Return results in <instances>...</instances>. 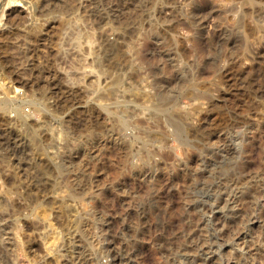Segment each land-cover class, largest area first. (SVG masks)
Here are the masks:
<instances>
[{
  "label": "rangeland",
  "instance_id": "rangeland-1",
  "mask_svg": "<svg viewBox=\"0 0 264 264\" xmlns=\"http://www.w3.org/2000/svg\"><path fill=\"white\" fill-rule=\"evenodd\" d=\"M87 1L0 4V264H264V0H93L62 82Z\"/></svg>",
  "mask_w": 264,
  "mask_h": 264
},
{
  "label": "bare ground",
  "instance_id": "bare-ground-1",
  "mask_svg": "<svg viewBox=\"0 0 264 264\" xmlns=\"http://www.w3.org/2000/svg\"><path fill=\"white\" fill-rule=\"evenodd\" d=\"M85 1H87V0H85ZM95 1V0H94ZM94 1L93 0H88L87 2H85V3H83V2H81V3H83V4H81L80 5V8L82 7V10L80 11V9H79V11H77V10H75L72 14V18H73V20H75V22L78 24H76L75 22L73 23H71V27L69 28V29H67L66 30V28H64V30H66V36H65V39H64V42H63V47H65V46H67L68 44L70 45L71 44V48L72 49H74L73 51H74V54H75V56H73L74 58V60H72V58L70 59V62H68V61H66V58H65V60H60V61H62V62H60V63H62L63 65L66 63V66H69L68 68V70L66 69L67 67L65 66V69H64V67H63V69H64V73L63 74H61V76L60 75H58L59 76V78H60V80H62V82L63 81H67V80H72V82H74V81H76V82H79V84H80V82H90L91 84L95 81L94 79H95V77H97V72H96V67H95V57H96V55H99V54H96V51H95V49H94V47H96L97 46V42H100V44L103 46V47H107V46H109V44L111 43V42H109L108 41V38H105V37H102V35H100V34H97V33H91L92 31L90 30H86V31H84V29H83V25H84V23H89V21H90V23H97V21H99L98 20V15L99 16H102V14L104 13H102V11H100V9L94 4ZM2 2L4 3H7L8 5H12V6H15V5H17V4H15V3H20L21 2V0H0V4H2ZM36 3V2H35ZM3 5V4H2ZM46 6V5H45ZM1 9H3V8H1ZM73 9V8H72ZM48 10V9H47ZM1 11V10H0ZM107 11V10H106ZM56 12H58V11H56ZM27 13V12H26ZM71 13V12H70ZM107 13V12H106ZM109 13V12H108ZM105 14V13H104ZM42 15V14H41ZM103 17V16H102ZM101 17V18H102ZM52 18V17H51ZM54 18V17H53ZM101 18H99V19H101ZM27 19V18H26ZM2 20V17L0 16V21ZM72 20V21H73ZM101 20H104V19H101ZM62 21V20H61ZM12 23V22H11ZM67 24H69V23H67ZM99 24V23H98ZM90 25V24H89ZM15 26V25H14ZM40 26V25H39ZM88 26V25H87ZM261 26V25H260ZM43 27V26H42ZM89 27V26H88ZM90 28H92V26L90 27ZM89 28V29H90ZM87 31H88V33H87ZM95 31V30H94ZM111 31V30H110ZM110 34V33H109ZM65 35V34H64ZM22 36V35H21ZM27 36V35H26ZM102 37V38H101ZM60 38V37H59ZM100 40V41H99ZM60 41V40H59ZM69 41H72L71 43L69 42ZM58 42V41H57ZM67 42H69L68 44H67ZM84 43H86V51H84ZM111 45V44H110ZM56 46V45H55ZM99 46V45H98ZM65 49L66 50H68L66 47H65ZM88 49V50H87ZM141 49V48H140ZM99 51V50H98ZM106 51V50H105ZM100 52V51H99ZM73 53V52H72ZM74 54H72V55H74ZM91 57V58H90ZM99 57V56H98ZM140 57V56H139ZM97 58V57H96ZM64 59V58H63ZM72 60V61H71ZM95 61V62H94ZM106 62V61H105ZM44 68V67H43ZM60 68V67H59ZM62 68V67H61ZM73 69L75 70V71H73ZM61 70V69H60ZM58 71V70H57ZM81 71V72H80ZM102 71V70H101ZM115 73V72H114ZM55 74H57V73H55ZM117 75V77H113V75L111 74V81L110 82H112V81H119V80H121L119 77L120 76H118V74H116ZM115 75V76H116ZM40 76V75H39ZM57 76V77H58ZM94 77V78H93ZM99 77V76H98ZM56 79V78H55ZM98 80V79H97ZM75 82V83H76ZM98 82V81H97ZM90 83H88V84H90ZM116 83V82H115ZM85 84V83H84ZM87 84V85H88ZM95 84V83H94ZM74 85V84H73ZM81 86V85H80ZM122 86V85H121ZM2 89L1 90H3L4 91V93H8V91L6 90V87H4L3 86V84H2ZM65 87H66V90H68V91H78L76 88L74 89L71 85L69 86V85H67V84H65ZM82 87V86H81ZM16 88H18V87H15V89ZM48 88V87H47ZM112 88V87H111ZM80 91V90H79ZM117 91V90H116ZM94 92V91H93ZM111 92H114V90H112V91H109V92H107L108 94L109 93H111ZM113 93H111V95H112ZM6 95V94H5ZM103 95V94H102ZM9 96H11V95H9ZM110 96V95H109ZM111 98L113 97V96H110ZM44 98V97H43ZM102 98H103V96H102ZM103 100H105V98H103ZM107 100V99H106ZM14 101H16V100H14V99H10L8 96H4V97H2V98H0V105H1V107H3V108H10L11 106H12V103L14 102ZM21 101H22V99H21ZM19 105H21V104H19ZM36 105V104H35ZM16 105H14V108H15V110H16V108L17 107H15ZM106 108V111H108V113L109 112H114V113H117L118 114V110H119V108L117 109V110H110V108L109 107H105ZM18 109V108H17ZM113 109H114V107H113ZM116 109V108H115ZM123 109V108H122ZM11 110V109H10ZM14 110V109H13ZM127 110V112H128V109H126ZM123 112V111H122ZM16 113H17V111H16ZM120 114V113H119ZM122 114V113H121ZM123 115V114H122ZM179 115H180V113H179ZM188 116V115H187ZM113 117H114V115H113ZM183 117V116H182ZM24 117H23V115H20V111L16 114V116L14 117V123L18 120L19 121V119L22 121V120H24L23 119ZM29 118V117H28ZM115 118V117H114ZM119 118V117H118ZM117 118V119H118ZM180 118V117H179ZM116 120V119H115ZM138 121V120H137ZM136 120H135V122H133V121H131V122H133V126H135V127H137L138 126V123L140 122V120L137 122ZM170 123H171V125L173 126V128H171V129H173L172 131H174L175 133H177V134H179V135H181V132H183L182 130H183V125L181 124V123H179V121L178 120H175L174 118H170V120H168ZM28 121H26L25 120V125L27 126H29V124L27 123ZM118 122V121H117ZM116 122V123H117ZM113 123V122H112ZM170 123H168L169 125H170ZM47 124V125H46ZM46 127H47V129H50L49 127H50V125H48V123L46 122ZM118 124V123H117ZM120 124V123H119ZM118 124V125H119ZM20 125H21V123H20ZM31 125V124H30ZM117 125V126H118ZM122 127L123 126H129L130 125V123L129 122H127V121H121V124H120ZM140 125V124H139ZM29 127H31V126H29ZM118 127H120V126H118ZM145 127V126H144ZM32 128V134L34 135L35 134V132L37 131V129L36 128H34V127H31ZM112 128V127H111ZM121 128V127H120ZM46 129V130H47ZM150 129V128H149ZM112 130V131H111ZM110 131L111 132H109V134H108V136H107V138H109V139H111L112 141L114 140V139H116V138H120V137H122V136H118L117 135V133H118V130L115 132V130H113V129H111ZM171 131V130H170ZM108 132V131H107ZM146 133H147V131H145ZM120 133V132H119ZM159 133V132H158ZM173 133V132H172ZM53 134V132L51 133V131L48 133V135H52ZM107 134H105V135H107ZM47 135V134H46ZM104 135V136H105ZM35 136V135H34ZM37 136V135H36ZM53 136V135H52ZM103 136V137H104ZM115 136H117L116 138H115ZM51 137V136H50ZM49 137V138H50ZM123 138V137H122ZM52 139V138H51ZM17 140V139H16ZM36 140V139H35ZM107 140V139H106ZM184 140V139H183ZM37 141V140H36ZM85 141V140H84ZM122 142H121V147H123V146H125L124 148H130V143L129 142H125L123 139L121 140ZM16 142V141H15ZM32 142V141H31ZM35 142V141H34ZM107 143H108V141H106ZM36 143V142H35ZM111 143V142H110ZM109 143V144H110ZM182 143V142H181ZM107 145V144H106ZM109 146V145H108ZM107 146V147H108ZM113 146V145H112ZM120 146V145H119ZM188 148V147H187ZM42 149V148H41ZM112 151V150H111ZM192 152V151H191ZM106 153V152H105ZM11 154V153H10ZM40 154H43V153H40ZM47 154V153H46ZM45 154V155H46ZM51 154V153H50ZM44 155V154H43ZM49 156V155H48ZM146 161H147V164H148V166H149V168H154V167H162L163 166V162H159V161H157V159H153L152 157H151V155L149 154L148 155V157L146 156ZM161 158H163V159H166L165 157H163V156H161ZM151 159V160H150ZM153 159V160H152ZM60 166H63L62 165V163H61V165ZM61 170V169H60ZM59 170V171H60ZM141 173V172H140ZM62 176V175H61ZM62 179V178H61ZM59 180V179H58ZM60 181V180H59ZM59 181H57V183L59 184ZM63 189V188H62ZM76 193V192H75ZM65 200V199H64ZM62 201V200H61ZM71 201V200H70ZM62 202H64V201H62ZM67 202V201H66ZM68 203V202H67ZM76 204V203H75ZM44 216V215H43ZM231 223V222H230ZM132 232V231H131ZM183 246V245H182ZM190 250V249H189ZM186 252V251H185ZM190 257V256H189Z\"/></svg>",
  "mask_w": 264,
  "mask_h": 264
}]
</instances>
